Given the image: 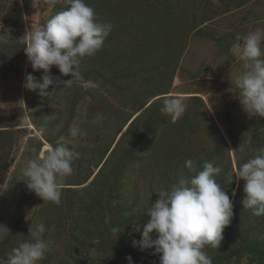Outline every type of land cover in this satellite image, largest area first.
I'll list each match as a JSON object with an SVG mask.
<instances>
[{
	"label": "rangeland",
	"instance_id": "obj_1",
	"mask_svg": "<svg viewBox=\"0 0 264 264\" xmlns=\"http://www.w3.org/2000/svg\"><path fill=\"white\" fill-rule=\"evenodd\" d=\"M94 3L91 1L88 5L101 20L112 25L118 23L117 14L100 15L102 10L97 9ZM65 5L66 0H0V24L3 25L0 32L10 29L12 38L10 42L0 44V128L15 129L6 177L0 184V257L6 258L19 243L32 240L31 230L43 223L46 227L44 238L54 243L53 250L46 254L40 264H61L65 260L66 253L71 250L67 241L75 229V219L79 214L77 193L67 190V187L82 189L92 182L131 120L141 112H137L119 132L111 149L96 167L101 149L99 145L103 147L111 133L106 128H99L110 125L108 117L123 98L118 99L117 92L99 80L83 83L82 88L78 84L65 86L62 82L70 77L62 76L56 66H52L48 73L33 71L24 50L28 32L44 25L49 18L63 11L60 7ZM199 6V10L190 9L191 15L195 11L198 13L199 26L186 36L169 92L157 94L150 101L164 95L181 96L187 102V111H191L193 101L186 96H199L202 99L203 102L195 107L198 133L186 150L187 158L193 160L195 155L208 153L220 146L224 139L229 145L233 166L231 180L234 183V199L244 188V181L235 176L236 170L252 158L254 150L264 149V117L249 116L240 104V90L235 85V79L245 69L243 62L232 56L230 48L237 34L245 35L257 27L264 28V0H246L230 6L220 0H202ZM122 40L108 36L103 47H121ZM99 55L100 51L81 63H87ZM27 74H32L41 82L44 75L59 78L60 82L50 85L45 90L47 94L42 96L39 90L24 87ZM149 102L145 107L150 105ZM98 114L106 117L102 126L93 122ZM211 118L219 130L212 126ZM73 126L86 131L87 136L76 146L81 155L73 164V174L66 177L62 184L65 190H62L61 203L44 202L39 196L32 195L21 206L23 214L19 207L16 209V205L18 198L26 192V187L23 188L26 185L24 164L51 145L44 137L46 133L58 143L61 137L71 139L69 132ZM41 127L45 128L43 134ZM228 129H231L233 139L228 135ZM259 131L263 132L252 140V134ZM239 146H244L245 152L241 153ZM149 168L147 162L133 163L125 172L127 193L140 195L137 206L151 201L152 193L147 184ZM91 170L94 174L83 185L66 184L84 181ZM147 221L139 226L142 228ZM254 227L258 232H263V221L255 222ZM241 264H247L246 260L243 259Z\"/></svg>",
	"mask_w": 264,
	"mask_h": 264
},
{
	"label": "trees",
	"instance_id": "obj_2",
	"mask_svg": "<svg viewBox=\"0 0 264 264\" xmlns=\"http://www.w3.org/2000/svg\"><path fill=\"white\" fill-rule=\"evenodd\" d=\"M91 1L102 10L100 15L117 14L118 23L113 25L109 36L123 39L121 47L110 49L105 45L99 57L81 63L84 58L79 64L83 77L82 82L77 83L79 88L83 83L99 80L116 91L118 99L123 98L108 117L110 125L99 128H106L111 133L105 145H99L96 167L111 149L119 132L137 112H141L131 120L92 182L82 189L67 187L77 193L79 214L67 241L72 251L69 249L61 264H128L126 257L129 256L133 264H160V254H155L154 249L141 251L132 246V241L140 240L143 227L138 231L136 226L149 219L147 211L151 203L159 199L158 192L189 177L185 161L190 158H187L186 150L198 133L195 107L203 101L199 96H186L193 101V108L175 121L161 111L164 99L170 95L157 97L149 106L145 105L157 94L169 92L186 36L199 26L198 13L195 11L191 15L190 9L199 10L202 0H85L87 4ZM220 1L230 6L246 0ZM67 7L68 4L60 8L65 10ZM211 120L217 130L214 119ZM14 130L0 128V184L6 177L14 147ZM262 132H255L251 139ZM228 135L233 139L231 129H228ZM44 137L51 145L56 144L48 133ZM222 141L220 146L204 155H195L192 160L198 169H202L205 162L221 168L217 182L234 206L233 217L223 229L219 247L209 246L205 251L212 258V264H241L243 259L247 264H264V231L258 232L254 227L257 221L264 223V216L256 217L242 207L244 191L232 199L234 183L229 179L233 166L229 145L224 139ZM144 162L150 167L147 184L152 197L146 205L137 206L140 195L127 193L125 172L129 165ZM93 174L91 170L84 181L66 184L83 185ZM62 190L65 189L62 187ZM32 195L36 194L26 187V192L17 200L16 209L19 207L22 212L23 202ZM106 217L108 223H105ZM151 235L155 238L156 234Z\"/></svg>",
	"mask_w": 264,
	"mask_h": 264
},
{
	"label": "clouds",
	"instance_id": "obj_3",
	"mask_svg": "<svg viewBox=\"0 0 264 264\" xmlns=\"http://www.w3.org/2000/svg\"><path fill=\"white\" fill-rule=\"evenodd\" d=\"M66 2L68 7L65 10L28 32L24 50L33 71L48 73L52 66H56L62 76L70 77L62 82L63 85L71 87L83 80L80 62L94 57L103 48L113 25L101 20L85 0ZM10 31L0 32V44L12 40ZM230 52L243 62L245 69L235 79L243 110L249 116L264 117V28L257 27L245 35L237 34ZM41 80L27 74L24 87L39 90L43 96L50 85L60 82L59 78L50 75L42 76ZM163 105L161 111L173 121L180 119L188 107L181 96L166 98ZM105 118L98 114L93 122L102 126ZM40 132L43 134L45 128L41 127ZM69 135L71 139L61 137L60 142L48 145L45 152L24 164L26 187L44 202L61 203L62 184L73 174V164L80 158L76 146L87 132L73 126ZM239 151L245 152V147L239 146ZM185 167L189 170V177L158 192L159 199L151 203L147 211L149 219L143 225L141 238L133 240L132 246L141 251L154 249L155 254H160V264H212L205 248L219 247L223 229L233 217L234 206L228 193L217 182L216 177L221 172L219 166L205 162L202 169H198L189 159L185 161ZM235 176L244 181L242 207L256 217L264 216V149L254 150L252 158L238 167ZM108 222L106 217L105 223ZM139 227L137 225L136 230L139 231ZM153 232L155 238L151 235ZM45 233V224H38L30 232L33 239L19 243L6 258L0 257V264H40L53 250L54 242L45 239ZM126 259L128 264H133L131 256Z\"/></svg>",
	"mask_w": 264,
	"mask_h": 264
},
{
	"label": "water",
	"instance_id": "obj_4",
	"mask_svg": "<svg viewBox=\"0 0 264 264\" xmlns=\"http://www.w3.org/2000/svg\"><path fill=\"white\" fill-rule=\"evenodd\" d=\"M157 98V97H156ZM154 100V99H153ZM152 101L149 102V104L151 103Z\"/></svg>",
	"mask_w": 264,
	"mask_h": 264
}]
</instances>
